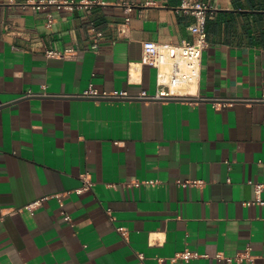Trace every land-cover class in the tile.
<instances>
[{"label":"crops","instance_id":"obj_1","mask_svg":"<svg viewBox=\"0 0 264 264\" xmlns=\"http://www.w3.org/2000/svg\"><path fill=\"white\" fill-rule=\"evenodd\" d=\"M48 1L0 0V264H264V0ZM184 1L210 6L199 92L231 102L72 97L154 94L143 43L191 40Z\"/></svg>","mask_w":264,"mask_h":264},{"label":"built area","instance_id":"obj_2","mask_svg":"<svg viewBox=\"0 0 264 264\" xmlns=\"http://www.w3.org/2000/svg\"><path fill=\"white\" fill-rule=\"evenodd\" d=\"M96 2H99L96 0ZM48 4L56 5L58 9L65 8L68 10L73 9L74 3L60 4L55 0H49ZM87 5V4H86ZM81 6V5H79ZM36 9L41 8V4L34 6ZM182 8L190 10L194 15V23L189 27L191 32V40L185 41L181 45L172 44H158L154 41H145L143 43V55L141 63L144 65H150L157 71L156 75V91L154 94H148L145 91L134 95L130 94L127 90H115L112 92L99 91L92 83L88 85L81 93L72 95L76 98L84 99H102V100H144V101H185L188 103L199 102H212L214 105H222L227 102H231L230 99L222 98H209L201 95L199 92V82L201 76V64L203 52L208 47L207 40V14L210 10V6L205 2H197L191 4L189 1H184ZM52 20L49 21V25ZM128 19L120 24L119 30L121 34H124L127 29ZM91 31L93 32L94 48L98 47V42L102 39L103 33L91 23ZM76 54V50L73 48L65 49L64 51L47 50L45 55L49 58H65ZM28 95H35L29 93ZM83 186L76 190V193H82L85 190L91 189L93 186L92 180L87 174L81 176ZM153 183V182H151ZM183 185L199 186L202 185V181H189L183 183ZM263 185H256L255 190L260 193ZM56 198L61 202L60 197ZM43 198L28 204L25 208L33 210L37 207ZM62 205V203H61ZM70 220L69 217H66ZM121 231V229H119ZM138 264L144 263V256L139 254ZM195 255L188 250L177 253L173 260L182 259L190 260ZM253 256L250 253V248H247L241 255L235 257L237 261L253 260ZM229 258L228 261H232Z\"/></svg>","mask_w":264,"mask_h":264},{"label":"water","instance_id":"obj_3","mask_svg":"<svg viewBox=\"0 0 264 264\" xmlns=\"http://www.w3.org/2000/svg\"><path fill=\"white\" fill-rule=\"evenodd\" d=\"M179 101V100H178Z\"/></svg>","mask_w":264,"mask_h":264}]
</instances>
